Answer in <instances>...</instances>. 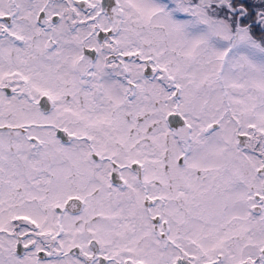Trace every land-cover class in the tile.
Masks as SVG:
<instances>
[{"label": "snow or ice", "instance_id": "obj_1", "mask_svg": "<svg viewBox=\"0 0 264 264\" xmlns=\"http://www.w3.org/2000/svg\"><path fill=\"white\" fill-rule=\"evenodd\" d=\"M0 264H264V0H0Z\"/></svg>", "mask_w": 264, "mask_h": 264}]
</instances>
